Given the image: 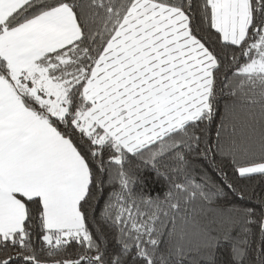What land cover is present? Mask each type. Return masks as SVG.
I'll use <instances>...</instances> for the list:
<instances>
[{
  "label": "snow or ice",
  "instance_id": "snow-or-ice-1",
  "mask_svg": "<svg viewBox=\"0 0 264 264\" xmlns=\"http://www.w3.org/2000/svg\"><path fill=\"white\" fill-rule=\"evenodd\" d=\"M0 264H264V0H0Z\"/></svg>",
  "mask_w": 264,
  "mask_h": 264
}]
</instances>
